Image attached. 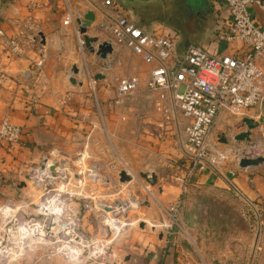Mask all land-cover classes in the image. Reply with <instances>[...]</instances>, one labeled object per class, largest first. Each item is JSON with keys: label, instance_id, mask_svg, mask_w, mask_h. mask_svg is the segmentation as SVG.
<instances>
[{"label": "rangeland", "instance_id": "374dc122", "mask_svg": "<svg viewBox=\"0 0 264 264\" xmlns=\"http://www.w3.org/2000/svg\"><path fill=\"white\" fill-rule=\"evenodd\" d=\"M171 17L189 41L198 44L206 39L207 20L203 23L197 15L189 18L183 11ZM119 111L104 108L98 114L95 135L77 154L50 156L66 181L58 177L38 188L26 176L33 178L32 170L40 164L17 168L12 177L0 180V264H150L157 263L174 242L191 264H264V203H251L232 188L227 170H233L235 162L216 169L219 184H200L197 175L186 173L182 130L173 135L171 159L164 158L138 146L139 123L118 120ZM145 114V118H160L150 106ZM262 116L264 110L259 119ZM245 117L252 118V111ZM243 118L222 113L212 143L224 147L222 135L231 141L247 130L241 127ZM122 171H128L133 181L121 183ZM141 173H156L157 185ZM23 182L26 186L21 188ZM53 188L54 193L48 191ZM132 200L139 203L118 217L122 221L117 228L110 222L111 213L124 203L132 206ZM107 206L113 212L106 211ZM64 220L73 222L77 232L59 230ZM76 234L80 237L73 239ZM112 237L117 238L107 242ZM73 244L76 249H68Z\"/></svg>", "mask_w": 264, "mask_h": 264}, {"label": "crops", "instance_id": "0c3cea01", "mask_svg": "<svg viewBox=\"0 0 264 264\" xmlns=\"http://www.w3.org/2000/svg\"><path fill=\"white\" fill-rule=\"evenodd\" d=\"M114 1L117 12L137 25L173 37L179 51L197 43L189 41L169 20L178 11L189 18L197 15L203 23L208 21V35L197 45L213 54L245 51L240 42L218 38L231 24L225 0H204L201 4L195 0ZM107 11L88 0H0V123L8 118L22 129V139L15 146L0 142V180L12 177L17 168L40 164L45 157L77 154L95 135L98 114L104 108H117L111 103L116 80L123 76H139L143 93L119 108L118 120H136L138 146L171 159L173 135L181 130L184 134V122L179 114L171 113L164 101L163 106L170 112L157 109L160 97L145 91L151 66L126 48L113 46V54L103 60L85 44L80 46L78 31L89 12L94 13V21L87 28L88 36L98 37L100 43L110 41L105 26L107 13H113ZM69 16L71 21L65 24ZM40 60L42 66H38ZM74 67L79 70L76 75L72 73ZM71 78L76 84L71 83ZM147 106L160 118H145ZM134 113L138 118L129 117ZM184 146L185 141V155ZM236 167L227 170L232 188L251 203H264V165ZM216 173V169H208L197 175V182L219 184ZM159 238L164 237L160 234ZM166 247L159 261L152 260L150 264H191L176 242Z\"/></svg>", "mask_w": 264, "mask_h": 264}, {"label": "built area", "instance_id": "2783aa9c", "mask_svg": "<svg viewBox=\"0 0 264 264\" xmlns=\"http://www.w3.org/2000/svg\"><path fill=\"white\" fill-rule=\"evenodd\" d=\"M88 1L96 8L113 13L107 11L108 24L105 26L113 46L130 50L151 66L145 91L160 97L157 109L166 113L171 110L183 120L189 177L217 169L229 161L238 166L244 159L264 157V126L253 131L249 142L233 139L223 144L224 147L212 143L214 127L222 113L245 118L252 111V118L258 120L264 110V0H225L231 24L218 38L240 42L245 48L243 53L233 54H213L197 44H189L179 51L170 35L150 32L119 14L114 0ZM70 21L69 16L65 24ZM78 38L83 47L84 38L79 31ZM42 64L40 60L38 66ZM141 85L139 76L117 78L111 106L124 108L127 102L137 99L143 93ZM162 101L171 109L164 107ZM258 131L263 138H258ZM21 139L22 129L8 118L2 120L0 142L15 146ZM173 210L178 212L177 207ZM64 221L66 223L59 230L77 232L73 222ZM76 237L80 236L73 239Z\"/></svg>", "mask_w": 264, "mask_h": 264}, {"label": "water", "instance_id": "95a60500", "mask_svg": "<svg viewBox=\"0 0 264 264\" xmlns=\"http://www.w3.org/2000/svg\"><path fill=\"white\" fill-rule=\"evenodd\" d=\"M94 21V13L93 12H89V14H87V16L85 17V20L83 22H81V33L84 36V43L86 45V47L89 49V51L92 54H95L97 57L106 60L108 58L109 55L113 54V44L110 41H105L100 43L99 38L98 37H90L88 36V30L87 28L91 25V23ZM73 74H78L79 70L77 67H74L72 70ZM71 83L76 84V80L75 78H71ZM261 126H264V116H262L259 120H255L253 118H248L245 117L242 119V123H241V127H247V130L240 132L239 134H237L234 139L236 141H251L252 136H253V131L258 130L261 128ZM228 142V138L226 137V135H222L221 136V143H227ZM45 163V160H43L40 163V167H43ZM264 165V157H259L257 159H244L239 163V166L241 168H248V167H253V168H257ZM57 169L56 164L50 167V171H55ZM33 173V170H32ZM142 177L145 178L147 180L148 183H150L152 186H156L158 183V177L155 173L149 174V173H141ZM26 179L31 181L32 180V176L31 174L26 176ZM120 181L121 183H126V182H131L133 181V177L131 176V174L127 171H122L120 172ZM26 186V182H23V184H21V188ZM119 203V202H118ZM147 206H150V202L146 203ZM105 210L108 212H112V208L110 207H105ZM121 214H115L114 217H120Z\"/></svg>", "mask_w": 264, "mask_h": 264}, {"label": "bare ground", "instance_id": "6f19581e", "mask_svg": "<svg viewBox=\"0 0 264 264\" xmlns=\"http://www.w3.org/2000/svg\"><path fill=\"white\" fill-rule=\"evenodd\" d=\"M78 163V162H77ZM56 164V166H57V169L55 170V171H50V167L51 166H53V165H55ZM33 171H35L34 173H33V183L35 184V185H37L38 186V188L41 186H43V187H45L47 184L49 185V184H52V182L53 181H56V180H59L58 179V177H61V178H63L62 179V181H66V176L63 174V172H62V170H61V167H60V165L58 164V163H55L54 161H52L51 159H49V160H45V163H44V166L43 167H37V168H35V169H33ZM97 175V174H96ZM95 178H97L96 176H95ZM32 181V180H31ZM46 184V185H45ZM53 186V185H52ZM49 188V187H48ZM48 188H46V189H48ZM44 190H46L45 188H43ZM49 192H51V193H54L55 191H56V189H51V190H48ZM130 201V200H129ZM132 203L131 204H133L132 206H130V205H126L125 203L124 204H122L121 206H119V207H117L116 209H115V211L113 212V213H111V220H110V222L112 221V223L114 224V226H116V224L119 222V220H120V218L118 219V218H115L114 217V215L115 214H123V213H125V212H127L130 208H133V206L135 205V204H138L139 203V201H136V200H132L131 201ZM130 204V203H129ZM106 205V204H105ZM104 208V207H103ZM113 210V209H112ZM110 216V215H109ZM122 219V218H121ZM127 219H125L124 220V222H127L126 221ZM120 221H122V220H120ZM121 223V222H120ZM117 227V226H116ZM154 227V226H153ZM118 228V227H117ZM121 228V227H120ZM115 229V228H114ZM115 232V236H117V231L116 230H114ZM111 232H112V230H111ZM110 232V233H111ZM109 233V234H110ZM119 235V234H118ZM117 238V237H116ZM116 238H109V240H107V242H113Z\"/></svg>", "mask_w": 264, "mask_h": 264}, {"label": "flooded vegetation", "instance_id": "af4514ba", "mask_svg": "<svg viewBox=\"0 0 264 264\" xmlns=\"http://www.w3.org/2000/svg\"><path fill=\"white\" fill-rule=\"evenodd\" d=\"M205 2L204 0H195V3ZM201 4V3H200Z\"/></svg>", "mask_w": 264, "mask_h": 264}, {"label": "trees", "instance_id": "16d2710c", "mask_svg": "<svg viewBox=\"0 0 264 264\" xmlns=\"http://www.w3.org/2000/svg\"><path fill=\"white\" fill-rule=\"evenodd\" d=\"M184 166H185V167H187V166H188V164H186V163L184 162Z\"/></svg>", "mask_w": 264, "mask_h": 264}]
</instances>
